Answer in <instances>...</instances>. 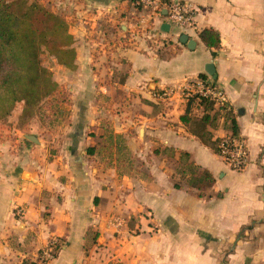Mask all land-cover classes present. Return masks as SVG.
Instances as JSON below:
<instances>
[{"label": "crops", "instance_id": "0c3cea01", "mask_svg": "<svg viewBox=\"0 0 264 264\" xmlns=\"http://www.w3.org/2000/svg\"><path fill=\"white\" fill-rule=\"evenodd\" d=\"M33 1L65 18L76 61L56 67L39 145L20 131L0 144V264H39L54 239L48 264H264V0H183L195 27L163 31L159 49L147 37L166 14L136 10L137 0ZM204 30L219 33L218 49ZM201 76L232 106L249 147L243 172L195 133L201 108L181 121L182 90ZM162 91L173 96L155 100ZM224 124L208 129L213 141L230 132ZM201 172L214 185L182 177Z\"/></svg>", "mask_w": 264, "mask_h": 264}, {"label": "trees", "instance_id": "16d2710c", "mask_svg": "<svg viewBox=\"0 0 264 264\" xmlns=\"http://www.w3.org/2000/svg\"><path fill=\"white\" fill-rule=\"evenodd\" d=\"M168 1V0H164ZM200 38L209 49L221 46V37L214 30H204ZM74 38L64 17L38 2L29 0H0V121L8 118L16 105L23 104V117H32L42 103L58 91L52 71L43 67L41 54L47 51L58 65L73 69L76 51ZM202 79H206L201 76ZM202 109V117L196 120L195 133L206 145L218 151L220 140L213 141L211 128H218L224 120V128L239 136L238 126L232 113L215 109L207 98H193L187 101V110L181 121L190 126L194 111ZM189 158L187 154L183 155ZM191 173L195 168H190ZM215 180L207 172H201L191 185L202 190L214 185ZM200 184L203 187L200 188ZM177 188H180L177 185ZM200 194L199 197H202ZM24 264H29L25 262Z\"/></svg>", "mask_w": 264, "mask_h": 264}, {"label": "built area", "instance_id": "2783aa9c", "mask_svg": "<svg viewBox=\"0 0 264 264\" xmlns=\"http://www.w3.org/2000/svg\"><path fill=\"white\" fill-rule=\"evenodd\" d=\"M136 10H141L152 17H162L166 12L168 25L175 27L178 31L194 29L198 11L192 8L183 0H137L135 3ZM151 27V26H150ZM154 28V33H148V41L153 48H163L166 40L165 33L159 28ZM168 41V40H167ZM173 96L172 92L162 91L153 95L154 99L159 102H165ZM182 97L185 101L193 98H207L214 103L215 109L223 112L232 113V106L227 98L225 91L219 87L211 78H199L182 90ZM217 154L224 162L236 172H243L249 164V147L240 136L234 137L230 131L220 140ZM59 240H51L39 256V264H48L52 262L59 251Z\"/></svg>", "mask_w": 264, "mask_h": 264}, {"label": "rangeland", "instance_id": "374dc122", "mask_svg": "<svg viewBox=\"0 0 264 264\" xmlns=\"http://www.w3.org/2000/svg\"><path fill=\"white\" fill-rule=\"evenodd\" d=\"M29 1L32 2L33 0H29ZM41 63L43 67L52 71L55 76L56 67L58 63H57V60L54 57H52L47 51L42 52ZM50 104H51V98H47L42 103L41 107L36 111V114L32 117H25V116L23 117L22 115L23 108H24L23 104L21 103V104L16 105L13 113L8 118L0 121V144H2L1 143L2 141L7 143V142H11V140L14 141L15 139H18L19 134L17 131H20V133H26L27 136H33V134H35L36 136H41V137L44 136L45 134H42L39 129L35 130L36 129L35 127L40 122H45L47 123V127L49 126V123L51 122V120H49L50 119V107H49ZM9 151H12V148L9 147ZM188 171L190 172L191 170L189 169ZM184 175L185 176H182L183 179H188L187 180L188 182L189 181L192 182V179L190 178L191 174L187 173Z\"/></svg>", "mask_w": 264, "mask_h": 264}, {"label": "water", "instance_id": "95a60500", "mask_svg": "<svg viewBox=\"0 0 264 264\" xmlns=\"http://www.w3.org/2000/svg\"><path fill=\"white\" fill-rule=\"evenodd\" d=\"M163 14H166V12H163ZM162 31L164 32H169L170 31V26L168 24H164L162 26ZM180 42L182 44H187L188 43V46L189 48L191 49H194L195 48V43L193 40H189V37L187 35H182L181 38H180ZM206 72L215 78L216 80V73H215V68L213 65H209L207 68H206ZM26 139L33 142V143H36V144H39V140L35 137V136H26Z\"/></svg>", "mask_w": 264, "mask_h": 264}]
</instances>
